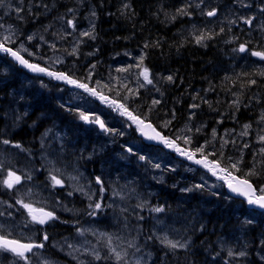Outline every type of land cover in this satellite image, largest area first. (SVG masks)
<instances>
[{
    "label": "rangeland",
    "instance_id": "374dc122",
    "mask_svg": "<svg viewBox=\"0 0 264 264\" xmlns=\"http://www.w3.org/2000/svg\"><path fill=\"white\" fill-rule=\"evenodd\" d=\"M229 1H231V3L228 2L227 4L226 0H203V2H201L200 0L199 1L195 0L194 3L197 6L194 9L193 18H195L196 25L202 24V26H205L207 24H211L217 21L219 16L215 17V19H207L208 18L207 13L209 11H212L210 9V5L212 4L211 2H213L217 5L221 4V9L223 10V12H225V16L227 15L226 14L227 11H231L232 8L237 6L238 9L241 10L240 13L239 11H237L239 17H244L245 19H249V18L252 19L251 25H248L247 23L245 24L243 19L241 20L242 24H245L247 26V29L249 30L252 29V31H257L258 33H261V35L262 34L264 35V11H262V9H264V0H257L258 5H251L248 8H247L248 2H246V0H229ZM40 2L41 0H29V4L26 5L23 0H3V5H0V41L8 44H16V43L19 44L17 47L20 53H22L26 57L36 62H40L47 65L48 67L54 68L57 65L66 62L65 58L63 59V57L56 54L50 55V52H52V50L47 51L42 49V45L44 44H42L40 40H44V43H47L48 41L43 36L39 35L40 32L23 31V33H21L20 30L18 29V26L13 24V22H11L12 20L18 19V14L23 10V8H26L28 14H31V9H38L40 16L43 15L45 16L48 12L46 11L45 7H43V3ZM52 2H54V0ZM90 2H91L90 0H65V3H67L66 5H69L70 3V9H72V11H68L67 9H69V7H66V9L57 11L54 17H51L50 13L48 14L51 17L49 28H51V34L54 36V39H56L57 36L69 35L70 37L69 41L72 45L68 46V49L72 51L71 56H75L74 54H77V51L86 42L85 39L88 40L87 44L90 42V40L95 39V38L94 39L89 38L88 36L80 35V33L82 32H91L92 36H94L96 12L94 10L93 5ZM241 2H245V4L247 5L246 8H243L239 5V3ZM53 5H56L55 8L58 9L63 7V6H59V3L52 4V6ZM93 12L95 13L94 16L92 15ZM67 14L69 16L71 14V16L68 19H61L62 16H65ZM255 16H258L257 20H254ZM74 17H78V20L76 21L75 19H73ZM226 19H230V18H226ZM68 20H73L75 24V29H73L71 26L68 25L67 23ZM20 21L23 20L21 19ZM32 21L33 24L31 23V28L33 30L36 29V27L38 28L39 26H41V24L43 25L45 23L36 20H32ZM24 26L25 25H23V27ZM194 29L195 27L193 28V31ZM42 32L46 36V34H48L46 33L48 32V28H46ZM30 36L33 37L31 40L28 39V37ZM5 37H9L10 39L5 40ZM234 41L235 40H233V42ZM241 44H245V43H241ZM240 45H236L235 49L234 48L230 49L229 54L232 55V58L227 60L226 63L230 61L231 65L225 68V70L228 71L230 70L232 71V69L236 70L238 68L237 63H239L241 60L242 62H244L245 66L248 67V70H253L255 67H257L256 66L257 63L255 61H252L251 59L249 61V58L251 56L244 57V55L238 51ZM42 52H43V57L41 55ZM45 55L48 56L45 57ZM94 56L95 54H90V53H86L84 56H78L79 59L77 60L76 64L75 65L70 64V67L72 68L73 71H77V69H79V71L82 74H86V77L89 79H91L92 74H94L96 77L95 79L96 82L94 83V85L98 89L107 90L108 88L110 91H114V92L116 91L117 96L123 98L128 103H130L131 101H137L140 96V90H144L145 88H149V90L158 88L159 91V87L155 85L159 83V78H157L156 75L150 73V78L153 80V83L152 84L146 83V81H144L143 79V76L140 75L143 69L142 66L136 67V65H138L140 61L136 60L135 57L131 58L133 54L132 53L129 54L127 50L109 56L108 59L111 58V62L109 60L108 61L109 63L106 62L104 64L102 61L97 63L98 65L93 64L91 62V58ZM235 57L239 60V62L236 61L234 62ZM71 60L76 61L75 59H71ZM261 68H264V66H262ZM100 69H103L104 72H101ZM119 69H129V70L119 71ZM230 73H235V72H230ZM74 74H76V72H74ZM262 74H264V72ZM168 76L171 75L168 74L166 71L160 72V102L163 98L162 97V93L164 92L163 90H166L167 87H170L169 89H171V87L173 88L174 87L173 85H175L174 84L175 80L173 76H172L173 79L171 81L167 79ZM132 83H134L133 86ZM141 85H143V87H141ZM151 86L153 87L151 88ZM59 91L60 92L56 94L57 95L56 99L57 101L59 100L61 105L63 104L64 108L71 109L75 107L76 110H78L80 113L83 112L86 113L87 115L91 114L92 110L95 109L94 105H92L88 100H83L82 98H80L79 94H75L69 91L65 92L63 90H59ZM173 92H168L166 97L169 98V100L172 98V96H174L175 93ZM199 92L200 91H194V92L192 91L189 93L188 96L183 98V100L185 99L188 101V103H190L189 101L193 100L192 98H190V100L188 99V97L191 96L190 94L192 93L198 94ZM20 93H22V91L19 88L15 91L10 92V94L8 95L9 105L7 106V108L12 106L11 103L13 102V100L15 99L19 100L22 97ZM150 95H152L150 96L151 99H153V97H157L156 93H150ZM207 95H205V97L204 96L202 97L203 99L201 102L205 103L207 102V100H210L209 93H207ZM257 102H259V100H253V103L255 104L249 103L248 108L257 106ZM262 102L264 103V98L262 99ZM139 103L140 104L138 106L143 107L147 115L152 114L154 117H156L159 120L160 118L166 120L167 117L162 115L160 113V110H158L159 106L154 107V105L156 104L154 105L151 104L149 107H147L145 106L144 102L141 101ZM231 103H235V102L232 101ZM231 103L229 102L230 105ZM61 109L63 110V108ZM101 113L102 115H104L103 111H101ZM263 115H264V111H263ZM226 116L228 115L227 114L222 115L221 117H218V119H216L214 122L210 123L209 128L211 129L209 131H206L208 135L207 140L200 141L201 139L200 135H203L205 130L201 129L197 131L194 125L195 123H193L192 120L190 121L191 123L190 122L188 123L191 125H185L182 128L174 131L173 134L174 136L175 135L178 136L179 138L177 139L184 145L188 147L193 146L194 149L193 152L196 154H202L201 152L196 151V149L203 147L205 153L208 152L209 154H216L218 152V159L224 157L222 159L226 160L229 165L237 161H241L238 165L240 169L239 171H243L244 173L253 169L256 171L257 161L262 157H264V153L261 152V149H264V142L260 140V137L264 136V119H261L258 123H256L255 126L249 125L250 127L245 128V125H242L236 129L235 126H237L238 124H242V122L240 123L238 120L234 119L233 117L230 120H227L229 118H226ZM118 122H119L118 120L112 121V123H116V124H118ZM248 122L255 123V119ZM106 124L108 125L109 123ZM220 125L227 127V129L225 130L223 129L222 132L219 131V128L222 127ZM164 128L167 129L168 124H165ZM213 132H216L215 133L216 135L213 134ZM259 132H263V133H259ZM67 137L68 136L63 133L57 134L56 138L58 139V144H57L58 147L53 146V148L51 147V145H49V141L47 140L49 138V135H47L46 138L45 137L43 138L42 140V142L44 143L43 153L39 157V160L41 162L40 165L39 164L33 165L32 163L35 164L33 158L31 160L28 157L22 160V157L20 156L18 157V159L23 164L28 162L30 163L28 165L25 164L21 167H18L14 165V163L8 158L6 160L4 158H1L2 153L0 152V168L3 167L6 168L4 173L5 179L8 178V172L10 171L14 172L17 176L20 177L29 176L34 171L37 174H39L41 171L43 172L45 171V176L50 182V188H49L50 191L55 192L56 191L55 186H59L61 188H64L65 190L68 189L66 192L64 191L66 196L70 197L72 196V193H74L83 196V198L85 196L88 197L87 193L89 191H94L95 192L94 196H90V198L93 199V197H95L98 192L95 183L93 182L90 186L87 185L84 182L83 174L77 171H75L74 173L72 170L68 169L69 166L72 167V165L74 164V157H76L77 151L75 149V146H70L68 149H66L65 152L63 146H65L64 140ZM126 137H130L129 130L126 131ZM185 138L190 139V143L186 144L184 142ZM198 138L199 141L197 140ZM113 144L114 142L111 141L107 142V145H113ZM123 146L124 148L131 149L133 154H137L138 153L137 151L144 149L141 141H139L136 138L128 142L127 144L125 143ZM107 147L103 148V152L107 150ZM85 150L86 147L84 146L83 152H85ZM248 152L253 155L252 161L254 160L253 162H255L254 163L255 165H253V163L251 162L250 166L244 168L243 161L245 155ZM20 154L22 153H17V155ZM255 158L256 159L259 158V159H257L256 161ZM144 161L145 164H147V166H150V168L152 169L151 171L152 173L154 172V170L158 169L156 165L160 166V176H159L160 185L165 183L167 178H169L171 174H175L177 176L179 175L178 177H182L180 172H182L183 169L186 171V173H188L191 176L194 174L192 168H189L188 166L185 165L183 166L182 162L174 159L173 157L167 155L164 152L162 153L160 152V161H158L157 159H152L149 156L147 159H144L143 162ZM121 162L123 163V160L119 158L116 159L115 165L117 167L115 166L113 168H117V171L112 170L110 172L111 169L108 168L102 170L103 174L107 176L106 179L108 181H112V185L111 183H109V185H111V190L109 192V200L105 201V207L100 209V216L97 217H100L99 219L103 222L106 221L107 226H104V224L101 223L98 224V222L95 221L96 222L95 224L87 225L81 231H78L74 236L75 238L73 239L75 241L71 243L72 248L65 246V244L60 245V247L64 249L61 250L63 251L64 254L63 256L64 259L61 261H56L51 258H47L43 254H36L35 257L27 261L23 259L22 260L13 259L11 262L6 261V262H2L1 264H97L103 260H106L109 264L110 263L136 264L137 260L140 261V264H152L154 255L150 249H147L146 244H150V246L153 245L152 242H150L151 238L153 237L158 243L162 244L164 247H166L171 251L186 249L185 247L183 248L177 247L173 249L170 246H166L165 244L161 243V240L164 237H167L168 240H171L173 242H179L180 244H185L186 247H188L192 242L190 239L191 237L190 233H193L192 230L188 228V225L194 224L196 222V219L199 217H197V215L193 216L192 217L193 222L192 224H189V222L191 221V217L189 216L190 215L192 216L194 214V211L187 212V210L186 211L184 210L183 214H175V213L169 214L164 211L161 212L154 211L153 209L160 208V206L152 207L151 204L147 201V198L145 199L144 196L139 194L138 192V190L140 189L141 192L144 193V188L146 187L144 186L143 182L145 181H142L137 177H135L134 179L127 177L128 170L120 168L119 165ZM60 163H63L64 165H61ZM27 166H31L34 168H28ZM262 166H264V162ZM258 169H259L257 170L258 175H256L255 177L263 179L261 180L262 184L260 187L262 188L264 187V174H263L264 170L263 168L261 169L260 167H258ZM53 176H55L57 180H60L61 184L59 185L55 184L52 179ZM148 178L151 179L150 174H148ZM156 178L157 177H154V179ZM136 180L142 183V185L138 184L139 186H137L135 189H132L131 186ZM201 183L203 186H206L210 190L213 189L214 192L216 191L221 192L224 188V186L220 185V183H218L217 181L205 176H201ZM33 184L34 182H30L28 179L25 180V182L21 183L20 188L23 189V192L22 191L17 192L16 195L18 196V198H20L19 201H22L23 204H30L33 209H43L48 212L63 210V212L65 213H71L70 211L67 210L70 209V207L61 206L59 200L55 202H50L49 199H46V201L44 202L42 199H39V197H37V193L38 191L41 190V186L38 185L34 186ZM128 185L130 186L128 187ZM12 188L19 189L14 185ZM173 188L175 190L177 189V187H173ZM69 193L71 194L69 195ZM178 193L179 191L177 190V194ZM230 202H232V200H228V203ZM88 208H90V206ZM233 208L236 211V213L239 214L243 208V204H236L234 205ZM0 212L4 213V216H0L1 232L15 231L20 233L21 229L32 231L37 228V225H39V223H36L32 220V215L29 214V211L25 209L21 203H18V205L17 204L11 205L6 201L0 200ZM7 213L8 216L6 215ZM80 213H83V211H80ZM250 213H247L249 216L248 218H252V219L258 218V215L250 214ZM148 219H149V227H146L145 225ZM109 237H111V240H109ZM248 238L249 237H248V231L246 230V226H239L237 227V230L233 232L231 235L223 237L217 245L219 248H221L224 251L223 253H225L228 256L227 260H232L233 263L234 262L239 263L241 260L245 258L246 255L229 256L228 255L229 251L233 252L234 254L239 253L241 251L246 253L248 250H250L249 246L252 247L256 246L257 248L256 252L259 255L260 261H264V228H263V233H261L260 236L258 237L257 244L253 245V243L250 242ZM130 242L133 243L135 247H129L128 245ZM112 248H115L116 251L120 252L122 256L125 252H127V255L124 256V258L121 261H117L115 259V255L110 251ZM137 248L139 249V251L136 250ZM96 253L99 254L101 259L97 260L94 258ZM2 258L3 257H1V252H0V261Z\"/></svg>",
    "mask_w": 264,
    "mask_h": 264
},
{
    "label": "trees",
    "instance_id": "16d2710c",
    "mask_svg": "<svg viewBox=\"0 0 264 264\" xmlns=\"http://www.w3.org/2000/svg\"><path fill=\"white\" fill-rule=\"evenodd\" d=\"M52 1L41 0L40 2L43 3V7H45L48 13L53 10L50 13L51 17H54L57 11L63 10L67 6L69 7L67 10H70V5H66L65 0L56 2L59 3V6H63L60 9L55 8L56 5L52 6V4H55ZM90 1L96 12L97 19L95 40L80 50L83 53L81 55H85L86 53L95 54V57L91 58V62L97 65L96 62L102 61L106 63L109 61V56L123 50L138 49L146 51L148 55L146 66L154 71L160 67V72L166 71L175 80V85L171 89L172 91H169H174V96L170 100L166 97L159 108L160 113L166 116L168 120L171 113L176 112L173 113L178 116L175 117L174 124H178L175 130H178L186 121L183 113L190 110L196 116L194 121L197 120V122L203 123H206V120L209 123L214 122L218 117L226 114L228 115L226 118H229L227 120L233 117L240 123L252 121L257 115L264 116V104H262V99L264 98V74L252 70L246 71L242 69V66H239V71L233 74L225 70L227 68L226 62L220 61V56L222 58L229 53V49L231 48L229 42H231L230 39L232 38L243 42L241 39L247 36L251 41L248 43L245 41L246 45L249 44L250 48L251 46L252 48L255 46L258 48V51L264 52L263 34L261 35L257 31H252V29L247 30L246 25L243 31L240 32L238 29L239 26L244 24H242V19L237 14V10L240 13L237 6L232 8L231 11H227V15L225 16V12L221 9V4L217 5L211 2L210 9L216 7L219 18L216 22L202 26V24L196 25L193 18L194 6H197L194 3L195 0ZM226 1L227 4L228 2L231 3L229 0ZM246 2H248L247 8L251 5H258L257 0H246ZM125 5H129V7L125 8ZM239 5L245 6L246 4L245 2H241ZM180 8H186L188 15H178L177 9ZM48 13L45 16H40L38 9H33L31 16H28L25 12L22 14V16H25L23 21L30 22V20H36L45 22L42 28L40 27L36 30V32H40L39 34H42V30L50 26L49 20L51 17ZM173 16L176 17L174 20L172 19ZM257 17L255 16L256 19ZM201 34L210 38L197 43V37ZM8 62L9 60L7 59ZM60 70L65 69L60 68ZM100 70L104 72L103 69ZM234 71L235 69H232L231 72ZM154 74L156 73L154 72ZM38 78L34 79L38 82ZM19 81H21L20 75L16 76L15 81H8L7 87L0 89V112L2 107L9 105L7 104L8 88L13 84L16 86ZM252 81H255V83H252ZM192 91H200L198 94L192 93L188 97L189 100L190 98L193 99L190 102H194L197 107H195V110L193 108L188 110L190 103L185 99L183 100V98L188 96ZM207 93L211 94V99L205 103L201 102L202 97ZM252 99L259 100V102H257V106L248 108L249 103L255 104ZM44 100L43 97H39L36 101L37 108H43L41 116L43 117L44 124H42V128L51 126V122H53L52 120L55 117L53 116L55 108L52 109L53 113L47 110L45 106H49L44 103ZM232 101L237 105L231 103ZM239 103H241L240 108L238 107ZM51 108L52 106H50ZM199 118L202 119L200 120ZM66 119L65 117L62 120L66 121ZM23 135L24 133L20 132L16 138L24 141ZM25 141L30 142L31 140ZM216 156H209V158L215 160ZM252 158V154L248 152L244 159V168L250 166L251 162L255 165ZM263 162L264 157L257 161V173L258 167L264 170V166H262ZM236 174L239 177L249 179L256 188H260L262 184L261 182L252 181L250 177L243 176L242 171ZM201 200L204 201L202 202ZM200 201L207 203V207L204 208ZM235 203H225L222 197H217L216 194L202 189H196L190 196L184 197L180 193L178 195L177 190L175 191L173 187L171 188V185H163L160 190V207L170 214H183L184 210H187V212L195 211L199 216L201 224L199 221L195 225H188V228L193 232L191 234L193 244L190 248L171 251L151 240L153 245H151L152 248L150 250L154 253L152 264H263L264 261H260L259 255L256 252V246H249L250 250L246 252L245 258L239 263L227 260L228 256L223 253L224 251L221 248H217L219 241L223 237L231 235L239 226H246L248 239L253 245L257 244L258 237L261 234V227L264 224V213L257 220H253L245 225L240 223V218L237 217V213L233 210ZM240 215H246L245 206L241 210ZM236 219H238V223L235 221Z\"/></svg>",
    "mask_w": 264,
    "mask_h": 264
},
{
    "label": "flooded vegetation",
    "instance_id": "af4514ba",
    "mask_svg": "<svg viewBox=\"0 0 264 264\" xmlns=\"http://www.w3.org/2000/svg\"><path fill=\"white\" fill-rule=\"evenodd\" d=\"M135 55H137L138 58L144 56L145 60L146 61L148 60V55L144 50H136ZM156 72H157L156 76H157V78H159V83H158V85H159L160 84V67L158 70H156ZM51 86H53V85H51ZM159 87H160V85H159ZM56 89L57 90H63L65 88L56 86ZM21 96H19L22 98V99L20 98L21 100L20 99L19 100H16V99L13 100V102L11 103L12 106H10L9 108L2 107L1 112H0V114H1L0 115V121H1V125H0V152L2 153L1 158H4L5 160L8 158L9 160H11L14 163V165L21 167L25 164L28 165L30 162H28V163L24 162L25 164H23L18 159V157L21 156L22 160L29 157L31 160H32V158L34 159L35 164L32 163L33 165H38V164L40 165L41 162L39 160V157L43 153V145H44V143L42 142V138L44 135L43 133L46 131V129L49 126H47L46 128H42V124H44L43 117L41 116L42 109L37 108L36 103H35V96L30 94V93H25L24 95H21ZM88 96L89 95H86V97H88ZM54 97H57V95H54ZM49 99H50V97H49ZM89 100L91 101L90 103L95 106V109L92 110L91 114H88L90 121L92 119L98 117L101 121H103L105 123H111L112 117H116V112H114V110H112V112H111L112 117L110 119V113L105 112L104 109L102 110L97 101L91 99V97H89ZM44 103L49 106V107L45 106V108L47 110H50V112H52V109L55 108L53 110L54 116H55L54 119L52 120L53 126H55L58 130L65 128L67 135L70 136V138L67 137L65 139V141L68 142L67 144L70 143L71 145H76V146L80 147V149H76L77 154H76V157H74V160H80L81 158H83V160L89 164V165L83 166L81 168L83 170V174L86 175L90 180H94L97 182L98 178H99V180L101 179V176L103 174L102 170H105L108 168V169H111L110 170V172H111L113 169V165L111 164V162L116 163L115 156H116L117 151L119 150V148L116 146V140H117L116 125L115 124H110V125L108 124L110 127L108 128L106 126V128L109 129L110 131L100 133L98 124L83 121L84 124H82L83 126L80 129L79 137H76L78 135V133L72 134V128H73V123L75 120H77L80 123V117H79L80 112L78 110H76L75 107H73L71 109L64 108L63 104L61 105L59 100L57 101V99H55L54 102L51 100H46V101H44ZM135 104L139 105L140 103L135 102ZM50 106H52L51 109H50ZM59 108H63L65 110V113L73 115L75 117V120H74L73 116L69 117L66 114H65V116H63L64 114H63L62 110H59ZM101 111L104 112V115H102ZM64 117H67L68 122H65L62 120ZM31 126H34V127L32 128ZM20 132L24 133V135H23L24 141L23 140L20 141L18 138H16L17 134H19ZM102 137L107 141L114 142L113 146L107 147L108 156H110V158H109L110 164L101 162V154H100L101 148L105 147V144L103 146H101V138ZM77 138H78V140H77ZM3 140H8L10 143L4 144V143H2ZM25 140H31V141L30 142L28 141L29 142L28 143ZM76 140H77V142H76ZM74 143H76V144H74ZM16 145H19V147H17ZM84 146L86 147L85 152H83ZM63 148L65 149V152H66L65 146H63ZM17 153H22V154L17 155ZM56 153H58V152H56ZM130 162L132 164V158L131 157L128 158L127 163H130ZM42 174H43V171L40 172L39 176H41ZM103 176L105 178L107 177L104 174H103ZM29 181L30 182L32 181V177H29ZM20 185H21V180H20L19 184L15 185V187L19 188L16 190V193L22 191V188H20ZM51 221H52V219H51ZM0 234L5 236L4 232H0ZM6 237H8V236H6ZM43 241H46V240L43 239ZM21 242L26 243V244L27 243L28 244L29 243L41 244L40 242H38L37 237L33 236V235H30L26 241H21ZM51 242L52 241H48L49 244ZM50 250H53L57 254H59L55 248L42 247V248H33L32 252L25 253V255L28 257L27 260L35 257L36 254H43L45 257L53 258L54 260L63 259V257L60 254H59V257H54L52 255V253H50ZM0 252H1V257H3L0 261V264L2 262H6V261L11 262L13 259H20V258L16 257L11 252H8V251H0Z\"/></svg>",
    "mask_w": 264,
    "mask_h": 264
},
{
    "label": "snow or ice",
    "instance_id": "6c2138e0",
    "mask_svg": "<svg viewBox=\"0 0 264 264\" xmlns=\"http://www.w3.org/2000/svg\"><path fill=\"white\" fill-rule=\"evenodd\" d=\"M201 2H203V0H201ZM0 5H3V0H0ZM245 6H247V5H245ZM124 7L128 8L129 5H125ZM69 11H72V10L70 9ZM262 11H264V9H262ZM177 14L178 15H188V12L186 11V8H180V9H177ZM92 15L94 16L95 13L93 12ZM207 15L210 16V17L211 16H215L216 15V11L215 10L209 11L207 13ZM175 18H176L175 16L172 17L173 20ZM241 19H243L244 22L247 23L248 25L252 24V19L251 18L245 19L244 17H241ZM67 23H68L69 26H71L73 29H75V24H74L73 20H68ZM221 31H223V29H221ZM80 35L81 36H88L89 38H92V39L95 38L94 36H92L91 32H82V33H80ZM32 38L33 37H31V36L28 37L29 40H31ZM209 38L210 37H206L205 35L201 34L200 36L197 37V43H201L203 40L209 39ZM8 39H10V38L9 37H5V40H8ZM53 47H55V46L53 45ZM246 50L247 49H246L245 44H241L239 49H238L239 52H245ZM0 51H3L5 53L10 54L21 65H23L24 67L30 69L33 72L44 73V72L47 71L45 68H41V67H39L36 64L29 63V61L25 60L19 54V52L13 51L11 48L5 47L3 44H0ZM73 54H74V52H73ZM251 54L253 56H257L260 59L264 60V52L253 51ZM142 63H143V57L140 58V64L136 65V67H140ZM128 70L129 69H119V71H128ZM47 74L49 76H55V78L58 79V80H65L68 83L75 84L76 87L84 89L85 92H88L91 95H96L95 90L94 89H90L87 86V84L77 83L75 80L70 79L69 77L65 76L62 73L61 74H56V73H52V72H47ZM140 75L143 76V79H144V81H146V83H148V84H152L153 83V80L150 78V72H149L148 68L144 67L142 69V72L140 73ZM167 79L169 81H171L173 78H172V76H168ZM252 83H255V81H252ZM141 87H143V85H141ZM100 98L101 99H106L103 96H101ZM157 103H159V101H156V100L153 101V104H157ZM119 107L123 109V112L121 113L122 115L123 114H127L128 118L131 119L132 121L137 122L139 124H143L144 123V121L140 120V118L138 116H134L130 112H128V109L125 108L124 105H120ZM192 107H197V106L193 105ZM79 117H80L81 120H83L85 122H92V123L98 124L99 127L102 130H104L105 132L110 131L109 129H107L105 127L104 122L101 121L98 117L94 118V119H92L90 121L89 116L86 115L83 112H81L79 114ZM261 119H264V116H262ZM146 127L151 128V125L148 124V125H146ZM248 127H250V126L249 125H245V128H248ZM153 131H155V130L153 129ZM189 131H190V129H189ZM197 131H199V129H197ZM214 134H215V132H214ZM157 137H159L160 140L165 145H167L168 147L175 148V150L178 153H180V155L186 156L187 159H189V160H193L194 159L195 153L188 152V151H185V150L179 148L178 146L175 145L174 141L166 139V138L160 136L159 133H156L155 136H149L148 138L149 139H156ZM260 140L262 142H264V136H261ZM184 142L186 144L190 143V139L185 138ZM2 143L9 144L10 142L8 140H3ZM16 146L19 147V145H16ZM128 151L131 152V149H128ZM196 151L201 152L203 154L204 149L202 147V148L196 149ZM261 152L264 153V149H261ZM140 159H145V157L141 156ZM229 159H231V158H229ZM240 162L241 161H237L235 163H232L231 164V168L235 169L236 171H239L240 169H239L238 165H239ZM195 163H197V164L203 163L204 167L207 168L209 171H211L213 175H216V170L215 169L219 168V161H216V162H213L212 164H210L208 162V160H207V156L204 157L203 161L195 160ZM156 167H159V165H156ZM219 170L222 171V172H227L228 173L227 178H225V177H220V178L226 180V183L228 184V187L231 189L232 192L238 193L239 195L247 197V202L249 203V205H256L260 209H264V187L259 188V192L261 194L257 196L256 195L257 188L253 186V184L250 182L249 179H247V178H243V179L237 178L236 176H233L230 172H228L227 168H220ZM243 175L245 177H252V176L258 175V173L253 169V170H249L246 173H243ZM52 179H53L55 184H57V185L61 184V181L57 180L55 176H53ZM20 180H21L20 176H17L14 172L10 171V172H8V178L3 180V181H0V183H3L9 189H11L14 184L20 183ZM97 182L100 183L99 178L97 179ZM196 187H201V186L197 185ZM187 190L190 191L191 189H187ZM70 194L71 193H69V195ZM18 203H21L22 206L29 211V214L32 215V220L34 222H36V223L44 224L47 220L55 219V217H54L52 212H45L43 209H33L30 204H23L22 201H18ZM100 207H101V205L99 203H97L95 205V208H97V209H99ZM141 207H142V205H141ZM153 210L156 211V212L163 211V209H161V208H155ZM36 212H39L40 215L39 216L35 215L34 213H36ZM47 239H48V237H47V235H45L44 236V240H47ZM109 240H111V237H109ZM161 243L165 244L166 246H170L173 249H175L177 247H181V248L186 247L185 244H180L179 242H173L171 240H168L167 237H164L161 240ZM43 246L44 245L42 243L41 244H31V243L22 244V243H20L17 240H10L6 236L0 235V251H9V252L13 253L16 257H18L20 259H23L25 261H27V259H28V257L25 255V253H30V252H32L33 248H42ZM128 246L129 247H135V245L133 243H131V242L129 243ZM136 250L139 251L138 248ZM110 251H111V253H113L115 255V259L117 261H121L124 258V256L127 255V252H125L123 254V256H122L121 253L117 252L115 248H112ZM228 255L229 256H233V255L245 256L246 253L241 251L239 253L234 254L233 252L229 251ZM94 258L97 259V260L101 259V257L99 256L98 253L95 254ZM136 264H140V261L137 260Z\"/></svg>",
    "mask_w": 264,
    "mask_h": 264
},
{
    "label": "bare ground",
    "instance_id": "6f19581e",
    "mask_svg": "<svg viewBox=\"0 0 264 264\" xmlns=\"http://www.w3.org/2000/svg\"><path fill=\"white\" fill-rule=\"evenodd\" d=\"M199 1V0H198ZM201 1V0H200ZM256 1V0H255ZM205 2V1H204ZM255 4H256V2H254ZM72 4V3H71ZM69 5H70V3H69ZM177 6H178V4H177ZM186 6V5H185ZM68 7V6H67ZM77 7V6H76ZM260 7H261V5H260ZM66 9V8H65ZM36 11V10H35ZM51 11H53V10H51ZM238 11V10H237ZM254 11V10H253ZM38 14V13H37ZM79 16V15H78ZM196 19H197V17H196ZM84 20V19H83ZM33 24V23H32ZM42 25V24H41ZM54 25V24H53ZM37 26V25H36ZM35 27V26H34ZM37 28V27H36ZM57 28V27H56ZM237 28V27H236ZM96 29V28H95ZM247 29V28H246ZM248 30V29H247ZM250 32V31H249ZM17 33V32H16ZM237 34V33H236ZM246 34V33H245ZM231 35V34H230ZM228 37V36H227ZM247 37V36H246ZM242 38L241 40H243V41H246L247 43L248 42H250L251 41V39L249 40V38L247 39V38ZM257 38V37H256ZM227 39V38H226ZM259 39V38H258ZM231 40V39H230ZM229 41V40H228ZM263 41V40H262ZM225 42H226V40H225ZM109 43V42H108ZM263 43V42H262ZM257 44V43H256ZM29 46V45H28ZM232 48V47H231ZM230 48V49H231ZM229 49V50H230ZM123 51H125V50H123ZM47 52V51H46ZM83 52V51H82ZM121 52V51H120ZM119 52V53H120ZM230 52V51H229ZM233 53V52H232ZM115 54H118V53H113V55H115ZM48 56V55H47ZM100 56V55H99ZM234 56V55H233ZM232 58V55L231 54H226V56L224 57H222L221 58V56H220V61H222V62H227V60H229V59H231ZM64 59V58H63ZM81 59V58H80ZM251 60L252 61H255V59L252 57L251 58ZM105 61V60H104ZM232 62H233V60H232ZM234 62H235V60H234ZM109 63V62H108ZM107 63V64H108ZM104 64V63H103ZM231 64V62L230 61H228V63H226L225 65H226V67H228L229 65ZM221 67H223V66H221ZM106 69V68H105ZM222 70H224V69H222ZM237 71H239V68H237L234 72L235 73H237ZM229 72H231V70L229 71ZM235 73H233V74H235ZM153 75H156V74H154V73H152ZM160 85V84H159ZM157 93V92H156ZM150 96H152V95H150ZM157 97H153V99H156ZM9 99V98H8ZM34 99V98H33ZM29 100V99H28ZM38 100V99H37ZM136 100V99H135ZM44 101H46V100H44ZM91 102V101H90ZM32 103V102H31ZM36 103V102H35ZM8 104V103H7ZM43 109V108H42ZM185 109V108H184ZM189 109H191V105L190 106H188V110ZM9 110V109H8ZM29 110V109H28ZM60 110H62L61 108H60ZM90 111V110H89ZM62 112H63V114H65V110L63 109L62 110ZM186 112V111H185ZM9 113V112H8ZM186 113H189V114H187L186 115ZM186 113H183V117H185L184 119L186 120L182 125H181V127H179V129L180 128H182L183 126H185V125H191V124H188L191 120L193 121V123H195L194 125H195V128L196 129H199V130H205V131H209L211 128H209V126H210V123H209V121L208 120H206V123H203V122H197V120H195L194 121V118H196V116H194V114H192V113H194V112H192V110H190L189 112L187 111ZM4 114V113H3ZM52 114V113H51ZM201 114V113H200ZM50 116V115H49ZM54 116V115H53ZM52 116V117H53ZM64 116V115H63ZM176 116H177V114H176ZM180 116V115H179ZM52 117H50V118H52ZM108 117V116H107ZM178 117V116H177ZM181 117V116H180ZM200 119V118H199ZM202 119V118H201ZM200 119V120H201ZM176 122H178V121H176ZM32 123V122H31ZM191 123V122H190ZM38 124V123H37ZM232 124H233V122H232ZM235 124V123H234ZM178 125V124H177ZM176 125V126H177ZM193 125V124H192ZM229 125H231V124H229ZM15 126V125H14ZM35 126V125H34ZM34 126H31L32 128L34 127ZM202 126V127H201ZM208 126V127H207ZM220 126H222V125H220ZM214 127V126H213ZM46 128V127H45ZM31 129V128H30ZM96 129V128H95ZM29 130V129H28ZM216 130V129H215ZM225 130V129H224ZM176 131V130H175ZM211 131H214V130H211ZM32 133V132H31ZM111 133V132H110ZM210 133V132H209ZM216 133V132H215ZM213 134H214V132H213ZM216 135V134H215ZM215 137V136H214ZM169 139V138H168ZM169 140H171V139H169ZM128 143V142H127ZM209 143V142H208ZM212 143H213V141H212ZM193 144V143H192ZM199 144V143H198ZM211 144V143H210ZM91 146V145H90ZM89 146V147H90ZM196 146V145H195ZM53 148V147H52ZM207 149H208V147H207ZM211 149V148H210ZM109 150V149H108ZM116 153V152H115ZM65 154V153H64ZM245 155V154H244ZM3 156V155H2ZM83 157V156H82ZM110 157V156H109ZM100 158V157H99ZM131 163V162H130ZM117 167V166H116ZM101 169V168H100ZM182 170V169H181ZM87 171V170H86ZM127 172V171H126ZM167 173V172H166ZM109 174V173H108ZM179 176V175H178ZM257 178V177H256ZM261 180H263V179H261ZM256 182V181H255ZM174 185V184H173ZM31 187V186H30ZM210 187V186H209ZM171 188H172V186H171ZM174 189V188H173ZM55 190V189H54ZM176 190H178L179 191V189L177 188ZM175 190V191H176ZM213 190V189H212ZM168 193V192H167ZM132 194V193H131ZM178 195H179V193H178ZM165 196V195H164ZM168 208V207H167ZM220 209H221V207H220ZM219 209V210H220ZM150 211V210H149ZM225 211V210H224ZM243 213V212H242ZM149 214V213H148ZM234 214V213H233ZM230 215V214H229ZM235 216V215H234ZM215 217V216H214ZM233 218V217H232ZM237 220L238 219H236L235 221L237 222ZM255 222V221H254ZM238 223V222H237ZM256 223V222H255ZM195 225V224H194ZM253 225V224H252ZM257 225V224H256ZM251 226V225H250ZM196 231V230H195ZM219 232H221V231H219ZM224 233V232H223ZM142 241V240H141ZM154 241V240H153ZM219 241V240H218ZM215 248V247H214ZM218 249H219V247H217ZM264 264V263H263Z\"/></svg>",
    "mask_w": 264,
    "mask_h": 264
},
{
    "label": "water",
    "instance_id": "95a60500",
    "mask_svg": "<svg viewBox=\"0 0 264 264\" xmlns=\"http://www.w3.org/2000/svg\"><path fill=\"white\" fill-rule=\"evenodd\" d=\"M11 56V55H10ZM11 58H12V60L19 66V68L20 69H23V70H25V71H27L28 73H30L31 75H46V76H48V77H50V78H54V79H56L55 78V76H49L48 74H47V72H50V71H46V72H44V73H38V72H33V71H31L30 69H28V68H26V67H24L23 65H21L14 57H12L11 56ZM59 82L61 83L62 82V80H59ZM102 100H106V99H102ZM134 122V121H133ZM134 123H136V125L141 129V133H140V136L141 137H143L144 138V140L146 141V142H148V143H153V144H160L161 146H165V144L160 140V138L159 137H157L156 139H149L148 137L149 136H155L156 135V132L155 131H153V127L151 126V128H149V127H146V125H148V124H146V125H142V124H139V123H137V122H134ZM161 136V135H160ZM173 149V147H171L170 148V150H172ZM202 161V160H201ZM189 162L190 163H192L194 166H196V167H202V168H205L204 167V165H203V163H201V164H197V163H195V159H193V160H189ZM206 169V168H205ZM227 192H228V194L230 195V196H232V197H234V198H237V199H241V200H246L247 201V197H245V196H242V195H239L238 193H234V192H232L231 191V189L227 186ZM248 208H250V209H255V210H257V211H264V209H260L258 206H256V205H249V203H248Z\"/></svg>",
    "mask_w": 264,
    "mask_h": 264
}]
</instances>
